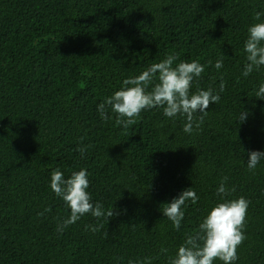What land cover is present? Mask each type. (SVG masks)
<instances>
[{"label": "trees", "instance_id": "trees-1", "mask_svg": "<svg viewBox=\"0 0 264 264\" xmlns=\"http://www.w3.org/2000/svg\"><path fill=\"white\" fill-rule=\"evenodd\" d=\"M262 22L264 0H0V264H168L222 202L225 176L226 199L250 201L235 264H264V160L247 168L248 153L264 151V67L242 75L248 28ZM168 54L174 67L208 65L193 93L219 92L223 78L199 130L186 134L184 118L159 108L128 129L111 109L101 119L100 103ZM57 168L66 179L86 169L93 202L117 215L58 232L70 209L50 188ZM188 188L199 200L177 230L163 208Z\"/></svg>", "mask_w": 264, "mask_h": 264}, {"label": "clouds", "instance_id": "clouds-1", "mask_svg": "<svg viewBox=\"0 0 264 264\" xmlns=\"http://www.w3.org/2000/svg\"><path fill=\"white\" fill-rule=\"evenodd\" d=\"M261 13L255 14V19L260 20ZM246 63L242 75L248 77L254 71L264 67V22L256 23L248 28V36L243 49ZM178 54H168L164 60L151 64L145 71L135 77H129L122 83L120 90L115 91L97 106L101 119H110L109 109L116 115L115 123L128 129L135 125L141 113L154 108L162 109L163 115L175 120L177 117L185 119L183 131L192 134L199 130L207 116L210 105L219 103L220 93L225 90V83L221 77L219 92L209 87L207 90L197 87L195 93L191 91L193 82L199 81L205 68L199 60L191 62L180 61ZM211 61L208 62L211 65ZM214 67L219 70L223 67V58L216 61ZM256 96L264 100V83L259 86ZM249 113L243 110L238 118L239 125L243 124ZM88 146L78 148L81 156L87 151ZM247 168L254 172L257 165L264 160V151H251L248 153ZM89 173L86 169L72 172L70 178H65L59 168L51 173L50 188L53 193L61 198L70 209V215L58 224L57 231L76 223L85 215H91L100 220L110 221L117 215L115 208L105 210L100 202H93L89 188ZM228 177L222 178L216 195L221 198L211 208L208 215L199 224L194 233L188 234L184 242L178 247L175 257H169L168 264H214L222 261L223 264H235L239 259L238 247L246 240L244 234L246 215L250 201L244 197L228 200L235 191V187H227ZM199 200L192 188L183 190L171 203L165 204L163 215L171 221L172 226L179 230L184 220L186 202L196 204ZM45 211H51L50 208ZM41 215H43L41 213ZM103 223L98 226L85 225L86 230L98 232L103 228ZM107 237V233H105ZM166 253L167 249H161ZM152 258L129 264H151Z\"/></svg>", "mask_w": 264, "mask_h": 264}]
</instances>
